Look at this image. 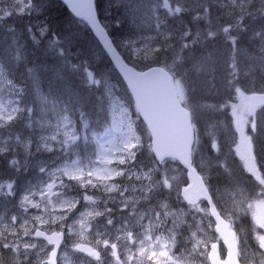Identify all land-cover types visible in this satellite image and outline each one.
Wrapping results in <instances>:
<instances>
[{
    "label": "snow or ice",
    "instance_id": "1",
    "mask_svg": "<svg viewBox=\"0 0 264 264\" xmlns=\"http://www.w3.org/2000/svg\"><path fill=\"white\" fill-rule=\"evenodd\" d=\"M49 3L0 0V264H264V0Z\"/></svg>",
    "mask_w": 264,
    "mask_h": 264
},
{
    "label": "trees",
    "instance_id": "2",
    "mask_svg": "<svg viewBox=\"0 0 264 264\" xmlns=\"http://www.w3.org/2000/svg\"><path fill=\"white\" fill-rule=\"evenodd\" d=\"M97 4H98V8L100 9L101 14L103 12L102 9H105V8H109L110 13H113L114 11H117L118 9H120L119 6L113 5L110 2L107 5L106 0H97ZM46 13L48 14L49 21H53L56 19H59L62 21V24L59 25L58 27H63V24H67L72 20V16L68 13V11L65 9V7L58 0H50V3L46 7ZM24 20L25 19H23L22 22H24ZM21 24L22 23H20L18 26L19 29H22ZM80 27H83V26L73 25L72 29L74 31L77 28L80 31L81 30ZM0 32H1V30H0ZM4 34H5L4 32H1V34H0V50H2L3 47L7 44V41L5 42V40L3 39ZM2 57H3V53H2V51H0V58H2ZM9 67H10V63H9ZM48 83H49L48 81L44 82L45 90L48 87Z\"/></svg>",
    "mask_w": 264,
    "mask_h": 264
},
{
    "label": "rangeland",
    "instance_id": "3",
    "mask_svg": "<svg viewBox=\"0 0 264 264\" xmlns=\"http://www.w3.org/2000/svg\"><path fill=\"white\" fill-rule=\"evenodd\" d=\"M109 2H110L111 4H113V5L119 6L118 4L120 3V0H106L107 5L109 4ZM119 7H120V9H118L117 11H114L113 13H110L109 8L102 9V11H103V12H102V17L109 18V19H111V18H115L118 14H120V13L123 12V10H124L121 6H119ZM26 22H27V18H25L24 22H22V20L16 21L17 30H18V31L22 30V29H23V26H24V24H25ZM9 23H11V21H9ZM20 23H22V24H21L22 29H19V27H18ZM80 29L82 30L83 27H80ZM72 30H73V29H72ZM74 31H79V30L76 28V30H74ZM1 32H3V30H1ZM1 32H0V34H1ZM3 36H4L3 39L5 40V42L8 41V40L10 39V37H6L5 34H4ZM5 38H6V39H5ZM46 90H47V89H46ZM249 219H250V217H249Z\"/></svg>",
    "mask_w": 264,
    "mask_h": 264
},
{
    "label": "water",
    "instance_id": "4",
    "mask_svg": "<svg viewBox=\"0 0 264 264\" xmlns=\"http://www.w3.org/2000/svg\"><path fill=\"white\" fill-rule=\"evenodd\" d=\"M62 2V0H60Z\"/></svg>",
    "mask_w": 264,
    "mask_h": 264
}]
</instances>
